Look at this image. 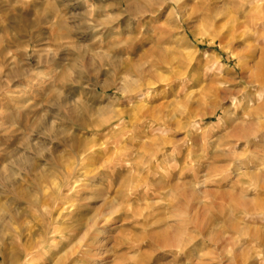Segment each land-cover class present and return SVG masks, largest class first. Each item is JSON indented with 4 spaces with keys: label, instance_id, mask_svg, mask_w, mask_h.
<instances>
[{
    "label": "rangeland",
    "instance_id": "1",
    "mask_svg": "<svg viewBox=\"0 0 264 264\" xmlns=\"http://www.w3.org/2000/svg\"><path fill=\"white\" fill-rule=\"evenodd\" d=\"M218 3L0 0V264L49 223L40 264H264V0Z\"/></svg>",
    "mask_w": 264,
    "mask_h": 264
},
{
    "label": "bare ground",
    "instance_id": "2",
    "mask_svg": "<svg viewBox=\"0 0 264 264\" xmlns=\"http://www.w3.org/2000/svg\"><path fill=\"white\" fill-rule=\"evenodd\" d=\"M172 1L175 2V6H173L174 10H176V12L178 10L179 15H181L183 21L190 27L192 32L194 31V29H196V23L199 21H201L202 23H208L209 25H211V27L214 26L215 21H213L212 19H216L225 10V6L223 4H219L218 0ZM143 10L145 11V8L138 7L137 9H135V12L136 14H142ZM234 26L238 27L236 23ZM260 64L262 66V62H260ZM16 72H19L21 74V72L23 71L18 70ZM256 76L257 80H263L264 76L262 73H258L256 74ZM53 178L54 177H50L49 179L50 181H52V183L54 182ZM42 192L43 189L41 191L35 190V192L28 193L27 195H22L21 193L15 192L14 196L17 205L14 207L7 208L2 226L9 227L12 229V224L17 221V217L23 208L22 204L25 203L30 204L32 208H34L33 212L35 214L47 217L50 215L52 216L56 211H58V214L60 215L59 210H62L63 208L59 206L60 199L57 192L53 193L52 196L50 195V197H48L47 199L40 198V194ZM47 220L49 221L48 218ZM96 222L92 225V228L96 227L99 224ZM97 229L98 228L96 227V230ZM14 231H16V234L12 235L13 239L19 240V244L17 247V254L13 257V260L11 256L12 261L10 264H40V256L42 254H46L50 250H56V248L58 247V245H55V242L59 240L57 235L61 234L63 229L49 223L48 225L41 227V232L38 234L39 236L24 241L22 240V232H18L17 230ZM62 239L63 237L60 238V240ZM5 244L6 243L3 240L0 243V257L4 261L9 258L8 253L4 249Z\"/></svg>",
    "mask_w": 264,
    "mask_h": 264
}]
</instances>
